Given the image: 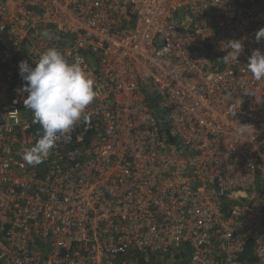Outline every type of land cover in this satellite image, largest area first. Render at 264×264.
<instances>
[{
  "label": "built area",
  "instance_id": "obj_1",
  "mask_svg": "<svg viewBox=\"0 0 264 264\" xmlns=\"http://www.w3.org/2000/svg\"><path fill=\"white\" fill-rule=\"evenodd\" d=\"M261 28L264 0H0V264H264ZM50 47L98 95L33 167L19 64Z\"/></svg>",
  "mask_w": 264,
  "mask_h": 264
},
{
  "label": "clouds",
  "instance_id": "obj_2",
  "mask_svg": "<svg viewBox=\"0 0 264 264\" xmlns=\"http://www.w3.org/2000/svg\"><path fill=\"white\" fill-rule=\"evenodd\" d=\"M43 36L51 39L45 30ZM257 43L264 40V28L255 33ZM229 51L225 60L238 61L244 50L242 41H229ZM247 71L255 81L264 80V52L253 50L248 57ZM20 75L28 93L25 107L33 113V122L43 129V135L23 155L29 166H38L47 159L57 142H69L71 131L81 121L87 123V108L98 95L95 81L83 67V59L76 56L67 58L55 47L48 48L31 67L27 61L19 64ZM253 133V132H252Z\"/></svg>",
  "mask_w": 264,
  "mask_h": 264
},
{
  "label": "trees",
  "instance_id": "obj_3",
  "mask_svg": "<svg viewBox=\"0 0 264 264\" xmlns=\"http://www.w3.org/2000/svg\"><path fill=\"white\" fill-rule=\"evenodd\" d=\"M182 258H183V257H182ZM183 259H184V258H183ZM184 262H185V261H184V260H182V261H181V263H178V264H183Z\"/></svg>",
  "mask_w": 264,
  "mask_h": 264
},
{
  "label": "rangeland",
  "instance_id": "obj_4",
  "mask_svg": "<svg viewBox=\"0 0 264 264\" xmlns=\"http://www.w3.org/2000/svg\"><path fill=\"white\" fill-rule=\"evenodd\" d=\"M180 17L182 18V17H183V15L181 14V15H180Z\"/></svg>",
  "mask_w": 264,
  "mask_h": 264
}]
</instances>
